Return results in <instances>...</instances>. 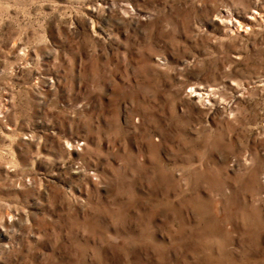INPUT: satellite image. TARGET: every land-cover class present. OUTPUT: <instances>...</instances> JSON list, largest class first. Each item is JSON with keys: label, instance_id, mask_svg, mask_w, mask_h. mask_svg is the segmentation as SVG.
<instances>
[{"label": "rangeland", "instance_id": "1", "mask_svg": "<svg viewBox=\"0 0 264 264\" xmlns=\"http://www.w3.org/2000/svg\"><path fill=\"white\" fill-rule=\"evenodd\" d=\"M0 264H264V0H0Z\"/></svg>", "mask_w": 264, "mask_h": 264}]
</instances>
